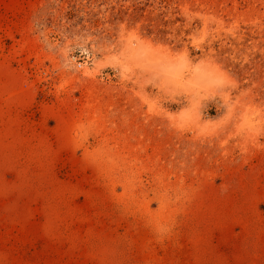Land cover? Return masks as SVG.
<instances>
[{
    "label": "rangeland",
    "instance_id": "374dc122",
    "mask_svg": "<svg viewBox=\"0 0 264 264\" xmlns=\"http://www.w3.org/2000/svg\"><path fill=\"white\" fill-rule=\"evenodd\" d=\"M0 264H264V0H0Z\"/></svg>",
    "mask_w": 264,
    "mask_h": 264
}]
</instances>
